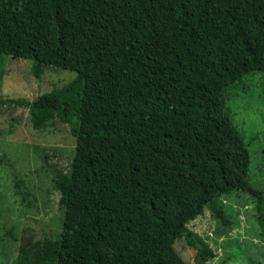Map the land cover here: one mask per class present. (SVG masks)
Wrapping results in <instances>:
<instances>
[{
	"label": "trees",
	"instance_id": "16d2710c",
	"mask_svg": "<svg viewBox=\"0 0 264 264\" xmlns=\"http://www.w3.org/2000/svg\"><path fill=\"white\" fill-rule=\"evenodd\" d=\"M5 56L38 83L47 67L76 74L32 101L0 97L41 130L68 126L74 145L53 179L60 234L26 237L14 264H184L179 240L208 264L188 224L207 211L232 228V197L264 233V187L225 100L264 73V0H0Z\"/></svg>",
	"mask_w": 264,
	"mask_h": 264
},
{
	"label": "rangeland",
	"instance_id": "374dc122",
	"mask_svg": "<svg viewBox=\"0 0 264 264\" xmlns=\"http://www.w3.org/2000/svg\"><path fill=\"white\" fill-rule=\"evenodd\" d=\"M31 65L8 56L1 60L0 97L32 101L76 76L47 67L38 83ZM225 100L250 154L249 178L264 187V73L245 77L226 92ZM73 147L68 126L57 123L41 130L26 110L0 106V264H14L28 236L44 244L60 234L63 212L53 179L57 171L68 169ZM225 206L230 229L218 226L207 211L188 224L214 251L208 264H264V233L255 222L251 200L232 197ZM175 249L184 264H195L194 251L184 240L177 241Z\"/></svg>",
	"mask_w": 264,
	"mask_h": 264
}]
</instances>
